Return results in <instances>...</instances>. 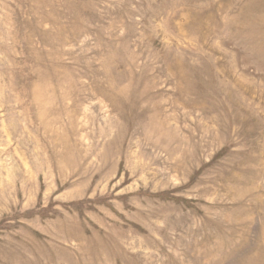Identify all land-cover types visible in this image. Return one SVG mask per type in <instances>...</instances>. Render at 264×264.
Masks as SVG:
<instances>
[{"label": "rangeland", "instance_id": "obj_1", "mask_svg": "<svg viewBox=\"0 0 264 264\" xmlns=\"http://www.w3.org/2000/svg\"><path fill=\"white\" fill-rule=\"evenodd\" d=\"M0 264H264V0H0Z\"/></svg>", "mask_w": 264, "mask_h": 264}]
</instances>
